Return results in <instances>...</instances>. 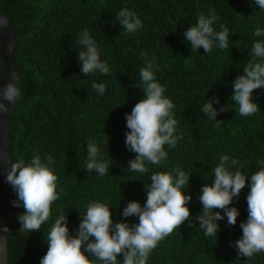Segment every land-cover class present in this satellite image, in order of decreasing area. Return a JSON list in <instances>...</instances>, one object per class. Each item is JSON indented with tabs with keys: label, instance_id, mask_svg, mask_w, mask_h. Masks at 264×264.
<instances>
[{
	"label": "trees",
	"instance_id": "1",
	"mask_svg": "<svg viewBox=\"0 0 264 264\" xmlns=\"http://www.w3.org/2000/svg\"><path fill=\"white\" fill-rule=\"evenodd\" d=\"M122 8L141 19L142 28L136 33L125 32L116 21ZM210 9L219 17L215 31L221 30V24L229 30L228 48L214 47L207 54L200 48L193 53L183 34ZM0 12L16 35L22 92L11 121L10 160L28 164L36 154L42 159L51 155L60 196L52 205L49 221L40 231L28 233L20 230L17 217L24 209L12 207L17 199L12 189L7 264H40L55 218L66 211L67 226L74 234L80 214H85L92 201L107 204L114 223H138V217H122L124 207L132 201L143 207L144 184L150 183L151 174L174 168L191 173L189 187L182 191L192 196L187 206L193 227L185 222L175 229L150 253L147 264H264V252L247 259L234 247L242 236L240 224L248 215L250 175L258 171L257 161L264 160V88L252 94L259 111L250 117L240 116L230 98L233 81L243 75L254 42L264 40V35H253L256 28L264 30V9L254 0H0ZM84 29L96 42L109 74L85 76L81 72L78 37ZM142 53L155 59L156 80L174 104L175 135L182 137L174 149L165 146L168 159L162 165L148 164L149 172L143 174L127 168L135 153L125 145L129 131L125 115L143 98ZM93 82L106 84L104 95L91 88ZM212 97L219 100L213 104L215 109H226L218 112L219 123L200 111ZM105 135L109 137L107 154L103 151ZM89 141L99 144L100 158L110 162L108 174L84 169ZM220 155H227L229 163L240 161L244 165L240 170L249 178L230 205L240 213L236 225L229 226L226 217L217 221L216 242L204 236L195 216L202 211L201 188L213 183L212 170ZM214 212L223 215L219 209ZM85 255L94 264H102Z\"/></svg>",
	"mask_w": 264,
	"mask_h": 264
},
{
	"label": "clouds",
	"instance_id": "2",
	"mask_svg": "<svg viewBox=\"0 0 264 264\" xmlns=\"http://www.w3.org/2000/svg\"><path fill=\"white\" fill-rule=\"evenodd\" d=\"M255 5L264 9V0H254ZM219 20L214 10H209L207 16H198L194 25L184 32L186 41L190 43L191 52L203 48L204 53H210L214 47L228 48L229 30L221 24L220 31H215L213 25ZM116 21L127 33H136L142 28V21L128 8H122ZM7 26V21L0 19V28ZM253 35L260 37L264 30L256 28ZM82 50L77 52L81 72L88 76L94 73L107 75L110 72L106 62L101 61L98 46L87 29L78 37ZM145 66L139 70L143 85V98L137 102L130 114L125 115L126 127L125 145L128 151L135 153V158L128 162V169L138 173H148V164L160 166L168 159L169 149L176 147L181 136L175 135L177 120L173 118L174 104L164 96L165 87L155 76L153 66L155 59L149 60L141 54ZM2 77V75H0ZM20 79L15 70L9 73V83L0 89V117L10 111L22 97ZM91 88L99 95H104L106 84L93 82ZM233 95L230 97L238 105V113L242 117H250L259 111L257 103L253 102V92L264 88V40L254 42L251 49V59L243 67V75H239L232 84ZM219 103L216 97L207 99L200 111L209 119L216 120L219 110L213 104ZM105 135L103 151L107 154ZM101 147L93 141L87 144L85 168L87 172L95 171L100 176L109 173L111 166L106 159H101ZM108 156V155H107ZM109 157V156H108ZM55 163L51 155L43 159L36 154L30 163L23 160L10 163L6 173V182L12 187L17 199L12 207L24 209L18 215L20 230L28 233L40 231L51 216L52 205L60 196L57 192L58 177L51 167ZM258 171L250 175V191L246 196L247 219L240 224L242 236L235 241L234 247L238 255L251 258L264 252V160L257 161ZM235 167L236 170H232ZM244 167L237 159L220 155L219 164L213 171V183L205 184L198 196L202 211L196 221L206 237H214L220 231L217 221L227 218L229 226H235L239 211L230 207L233 198L238 197L245 188L248 175L240 170ZM191 173L179 168L166 172H154L150 183L144 184L146 201L143 207L135 201L124 207L123 218L138 217V223L131 226L126 222H113L112 212L107 204L92 201L87 204L85 214L78 225V230L72 234L68 228L66 211L61 212L54 220L47 235L46 254L40 264H94L88 253L102 264H147L150 253L164 238L169 236L185 222L189 223L192 216L187 206L192 200L191 195H185L182 189L190 183ZM62 191V190H61ZM219 209L223 212H214ZM3 232H9L7 227ZM91 238V239H90ZM122 257V261L118 259Z\"/></svg>",
	"mask_w": 264,
	"mask_h": 264
},
{
	"label": "water",
	"instance_id": "3",
	"mask_svg": "<svg viewBox=\"0 0 264 264\" xmlns=\"http://www.w3.org/2000/svg\"><path fill=\"white\" fill-rule=\"evenodd\" d=\"M0 19L7 21V26L0 28V89L9 83V73L15 70L20 79V72L15 59L16 35L11 22L0 12ZM20 84H18V87ZM17 104L10 106V111L0 117V264H7L6 233L11 211L12 187L6 182V173L10 168V127Z\"/></svg>",
	"mask_w": 264,
	"mask_h": 264
}]
</instances>
